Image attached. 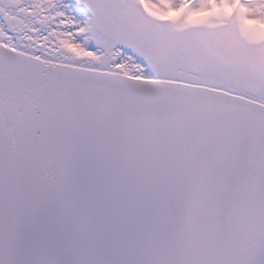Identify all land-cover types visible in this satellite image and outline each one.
Segmentation results:
<instances>
[{
	"label": "snow or ice",
	"instance_id": "obj_1",
	"mask_svg": "<svg viewBox=\"0 0 264 264\" xmlns=\"http://www.w3.org/2000/svg\"><path fill=\"white\" fill-rule=\"evenodd\" d=\"M0 264H264V0H0Z\"/></svg>",
	"mask_w": 264,
	"mask_h": 264
}]
</instances>
